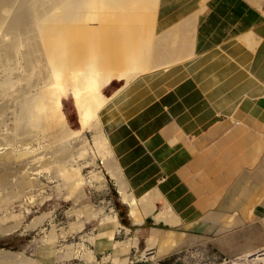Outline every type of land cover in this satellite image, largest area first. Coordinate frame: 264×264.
Returning a JSON list of instances; mask_svg holds the SVG:
<instances>
[{
	"label": "crops",
	"instance_id": "obj_1",
	"mask_svg": "<svg viewBox=\"0 0 264 264\" xmlns=\"http://www.w3.org/2000/svg\"><path fill=\"white\" fill-rule=\"evenodd\" d=\"M103 1L96 0L89 21L91 27L109 30L101 31L102 36L107 33L104 37L110 39L111 32L115 39L114 27H130L128 33L143 29L142 34L125 35L121 43L112 38L113 47L120 43L127 52L141 43L128 60L132 65L131 60L142 61V68L126 84L113 77L102 91L106 102L98 111L122 183L135 198L133 205L126 201L124 228L134 230L142 241L155 231L161 238L175 237L174 251L200 243L212 264L216 258L263 247L264 0H138L144 2L139 6L121 0L119 8ZM106 6L116 11L107 14ZM178 35L186 41H179ZM128 38L136 41L130 40L135 45L129 50ZM162 38L166 48H160L158 56L150 51L154 45L162 47ZM170 40L175 43L173 54L164 58L173 48ZM145 47L150 58L149 53L143 57Z\"/></svg>",
	"mask_w": 264,
	"mask_h": 264
},
{
	"label": "rangeland",
	"instance_id": "obj_2",
	"mask_svg": "<svg viewBox=\"0 0 264 264\" xmlns=\"http://www.w3.org/2000/svg\"><path fill=\"white\" fill-rule=\"evenodd\" d=\"M60 24L62 28L66 26L64 30L74 26V22ZM12 62L13 68L11 65L10 68L15 76L23 68L17 60ZM3 70L0 68V82L4 77ZM59 78L63 90H58L60 101L58 93L55 99L57 106L60 104L58 108H62L65 125H56L48 130L49 133L33 131L26 136L13 132L11 128L17 108L10 101L13 98H9L15 92L10 90V96H6L12 106L0 96V106H3L0 109V228L16 225L14 230L0 231V249L20 253L16 258L27 259L30 264H166L167 261L172 264H212L202 252L200 243L174 251L177 245L175 237L161 238L155 231L148 240L142 241L134 230L124 228L126 201L118 183L94 151L92 139L96 132L85 126L81 119L75 87L64 77L59 75ZM18 82L14 83L17 85ZM33 85L35 87L31 85L29 90L26 88L29 94L35 93L40 83L37 87ZM13 109L16 111L13 112ZM76 131L80 134L75 135ZM79 144L85 149L80 156L76 154ZM57 146L66 148L65 155L68 153L70 157L56 154ZM9 149L14 150L13 154ZM5 151L11 152L7 158L2 157ZM78 156L82 158L78 159ZM59 167L61 172L58 175L56 170ZM27 177L31 179L30 185ZM114 214L122 227L119 231L106 219ZM51 237L54 240L49 241ZM135 240L136 245L129 246L126 253L121 252L126 244ZM98 245L101 247L98 248Z\"/></svg>",
	"mask_w": 264,
	"mask_h": 264
},
{
	"label": "bare ground",
	"instance_id": "obj_3",
	"mask_svg": "<svg viewBox=\"0 0 264 264\" xmlns=\"http://www.w3.org/2000/svg\"><path fill=\"white\" fill-rule=\"evenodd\" d=\"M107 1L108 2L112 1L109 4L110 5L112 4L111 6H113V4H115L114 5L115 8L116 7L119 8L120 5H122L123 3L126 2V1L123 2L124 0H122V4H121V0H119L120 2H118V1L116 2L114 0L116 3L113 0H106V2ZM130 1L132 2V0H130ZM95 2H96V0H0V68L4 69L3 70L4 77H3L2 81L0 82V96H2L3 99L4 98L6 99V96L7 97L10 96L9 94L11 92H15V94L12 93L13 94V95L11 94L12 97L10 96V98H9V99L13 98L15 100L14 102H13V99L10 101H12V103H14L15 108H17V111L15 109H13V112H14V110L16 111L14 113L15 119H13L14 120L13 121L14 122L13 123L14 124L13 129L11 128V130L13 132H15L16 134H22V135H26V136H27V134H29V132H33V131H42V132L47 131V133H49L48 130L51 131L54 126H56V125L64 126L65 125L63 123V119H64L63 113L60 110L61 107L58 108V106L60 104L57 106V103L61 99V94L59 92H62V90H63L60 87V86H62L61 85L62 81L59 78V75L61 77H64V79L70 81L72 84V87L73 86L75 87L76 96H78L76 98L78 100V104L80 107L79 108L80 113L82 115L81 119L84 120L85 126H87L89 129L96 132L95 136L93 135V139H92L95 153H97V155L102 158V161H103L105 167L107 168L108 172L110 173L111 177L114 178L116 180V182L118 183V185L120 186V192H121L123 200H125V201H127L133 205L135 203V200H134L135 198H133L129 193H127L126 188L124 187V185L122 183V180H121L122 176L119 172V169H118L116 162H115V159L113 157V154L111 151L112 149H110L108 141L105 137V134L103 131V125L101 122L102 118H101V115H100V117L98 116V114H99L98 111L100 110L102 105L106 102V97L102 94L103 92H101V90H100L103 86H106L111 81V79L113 77H116V79L119 78L120 80L123 81V84H126L129 80H131L132 78H134L136 76L137 70L139 71V69L142 68L139 65V62H142V61L138 62L137 61L138 59H137L136 62L138 65H136V62H133V60H131V62L134 63V65H132V64H130L128 57L134 56V53L137 52V48L139 47L137 45H139L141 43H138V44L135 43L136 41L134 40V38L136 40H138V42H139L138 38L139 37L142 38L141 34L143 32H141V31H143V29H142V27H140L138 25L139 28H141L142 30L138 29L137 26L135 27L136 29L135 28L134 29L139 30V31L138 30L137 31L139 33H141L140 36L137 38L134 36V38H131V39H129L130 38V36H129V38H128L129 41L126 42V45L129 44L128 46H130V47L127 46L128 50L133 48V46L136 44L134 47L135 49L133 48V50H130L131 52H129V51L127 52V50L124 48V46L122 47V45H121V47L123 49H121V50L120 49H118V50L111 49V48L116 49V45L118 48H121L118 44H120L121 42H124L126 40L125 35L127 37L128 35H131L129 33H132L133 35L135 33H137L136 35H139V33L135 32L133 30H131V32L128 33L127 32L128 30L125 31V29L127 27L122 28L124 31L122 29H121L122 31H119L121 26L120 27L118 26L119 27L118 29H116L115 27L113 28V26L112 27L110 26L111 29L112 28L115 29L113 33H115V31L118 34L120 33V35L123 37H120V35H118V36L120 37L121 40H122V38L124 40V41L123 40L121 41L119 39V37L116 36L117 33H115V37H116L115 39L113 38L111 32L108 33L115 40V42H116V40H119V42H120L118 44H115V47H113L114 46V44L112 42L113 39L110 37H109L110 39L104 37V36L108 37L107 33L104 34V36H102L103 31H104L103 33H105L106 31H109V30H106V31L101 30L102 29L101 26L100 27L99 26L94 27L95 25H93L92 27H94V28L89 26L90 25L89 21L91 18V12L94 11V9L96 7ZM103 2H105V1H103ZM127 2H129V0ZM131 2H129V3L131 4ZM133 2L137 3L138 6L140 5V4H138V2L144 3V2H140L138 0H137V2H136V0H133ZM107 3H106V5H107ZM97 4H98V1H97ZM128 4H126L127 5L126 7H128ZM146 4H148V3H146ZM108 7L106 6L107 12L104 11L105 9L103 10L107 14L112 13V12H110L112 10L116 11L115 8L111 7L110 8L111 10H110ZM129 7H131V5ZM101 8H102V6H101ZM103 8H105V7H103ZM152 8L154 9V7H152ZM97 9H98V7H97ZM108 10H110L109 11L110 13H108ZM120 10H121V8H120ZM118 12H116V13H118ZM141 12H143V11H141ZM113 13H115V12L113 11ZM120 13H118V14L120 15ZM110 15H112V14H110ZM113 15H115V14H113ZM149 15H150V13H149ZM149 15L147 14V16L144 18L147 19V17ZM154 15H155V13H154ZM120 16L124 17L123 15H120ZM140 16L142 19V15H139V17ZM106 17L107 16H105V18ZM121 17H118V18H121ZM126 18H128V17H126ZM106 19L108 20V17ZM141 19H139V21H141ZM145 19H144V21L142 20L143 23L145 22ZM112 20H113V18H112ZM112 20L110 18V22H112ZM115 20H116V17L113 20L116 23L117 20L116 21ZM126 20L127 19H125L124 22H126ZM132 20L133 19L131 18V21ZM137 20H138V18H137ZM85 21H87V22H85ZM61 22H64V23L65 22H74V26H68L71 28H69V29L66 28V30H64L66 26L64 28H62L63 26H61V24H60ZM104 22H107V21H104ZM117 22H119V20ZM132 22L134 23V21H132ZM81 23L83 25L80 26L79 24H81ZM107 23H109V20ZM126 23H129V22L127 21ZM140 23H142V22H140ZM146 23H147V21H146ZM150 23H152V22H150ZM77 24L80 27L76 26ZM98 24H100V23H98ZM116 25H120V24H116ZM108 26H106V28H110ZM133 27H132V29H133ZM146 27H145V30H146ZM96 28L97 29L100 28V30L98 29L99 32H97L98 30ZM106 28H103V29H106ZM129 28H127V29H129ZM149 28H153V26L149 27ZM149 30H151V29H149ZM146 31L148 32V30H146ZM148 33H150V32H148ZM148 33H145V31H144L143 35L146 36L145 34H147V36H148ZM151 35H154V34H151ZM168 35H170V34H168ZM168 35H165V37H167ZM162 36H164V34ZM178 36L180 37V35H178ZM146 37H145V39H146ZM152 37H154V36H152ZM177 37H176V39L179 38V37L178 38ZM181 37L179 38L180 39L179 41L184 39V37L182 39H181ZM168 39H171V38H168ZM168 39H167V41H169ZM130 40H131V43L134 41L135 44L133 46L130 45L131 44V43H129ZM141 40H140V42H141ZM150 40L152 41V39H150ZM151 41H150V43L153 45L154 42H151ZM162 41L164 42L163 38L161 39V44H160V42H159V44L157 43L158 46L161 45L162 47H157V45H154L152 48L154 50H152L150 52L158 54L160 48L163 52L164 51L163 47H165V45L164 46L162 45L163 44ZM171 41H173V40H170V42ZM184 41H186V40L184 39L183 42ZM110 43L112 44V46ZM172 43L173 42H171L170 45H169V43H167L169 46H171L173 48H170L168 55L164 54L165 55V57L163 56L164 58H166V56H168V58H169V53L171 51H173L175 43H173V45H172ZM151 44H149V45H151ZM167 44H166V46H168ZM123 45H125V44H123ZM142 45H144V43H142ZM155 46L159 49L155 48ZM175 46H177V44ZM146 48L147 47L144 48V51L146 50ZM148 48H149V46H148ZM155 49H157V51H155ZM139 50H141V48H139ZM144 51H143V53H144L143 57L145 58V56L147 57V54L149 53V51L147 50L148 53H146V51L145 52ZM165 53H167L166 50H165ZM171 53L173 54V52H171ZM135 54H137V53H135ZM157 54L153 55L151 53V55H152L151 57H153L155 55L157 56ZM159 54L161 55L160 52H159ZM159 54H158V56H160ZM138 55H140L142 58V54H138ZM171 55H170V59H171V57H173ZM140 56H139V58H140ZM158 56H157V58H159ZM135 57H137V56L135 55ZM148 58H150V53L148 54ZM164 58H163V60H165V62H166V59H164ZM13 60H17L18 65L22 64V68H23V71L20 73L18 72V74H16L15 76H13V72L11 71L13 68V65L10 64ZM19 62H20V64H19ZM143 62L145 64V61H143ZM150 63H152V62H150ZM10 65L12 66V68H10ZM156 67H157V65H156ZM19 71H21V70H19ZM138 73H140V72H138ZM13 79H16L19 81L17 85L14 83L16 80H13ZM38 83H40L38 90L33 94H29L30 93L28 91L29 88L33 87L34 86L33 84H35L37 87ZM15 85H16V89L14 90ZM29 86H31V87H29ZM27 87H28V90H26ZM122 87H121V89H122ZM10 88H13V89H10ZM64 89H66V88H64ZM10 90H11V92H10ZM58 90H60V91L58 92ZM116 92H119V90ZM57 93L60 94V98L58 99V102L55 99V95ZM56 97H58V96H56ZM107 100H108V98H107ZM6 101H8V99H6ZM10 101H8V102H10ZM4 103H5V100H4ZM12 103L10 102V105ZM1 106H0V109H2ZM8 111H10V109ZM14 114H13V116H14ZM34 133L36 134V132H34ZM74 134L79 135L80 132L76 131V132H74ZM26 136H24V137H26ZM30 136H32V134H30ZM29 138H31V137H29ZM79 146H80V144H79ZM82 147H83V145H82ZM55 150H56L55 153L58 154L59 156L62 157L65 155L66 148L64 149L62 146H57V148ZM55 150H53V151H55ZM10 151H12V150H10ZM10 151H5L6 154L4 152L2 157L7 158L8 156H10L9 155V153H11ZM13 151H12V154H13ZM84 151H85V149L81 148V146H80L78 149V152L76 154H79V156H80L81 154H83ZM25 153H27V152H25ZM36 154L34 153V155H36ZM31 156H30V158H32ZM54 156H55V154H54ZM65 156L70 157V156H68V153H66ZM21 157H23V155ZM21 157L18 156V159H21ZM0 158H1V156H0ZM56 158H58V157H56ZM81 158L79 157L78 159H81ZM65 159H66V157H65ZM68 159H71V158H68ZM59 169H60V167H59ZM59 169L56 170V172L59 171V173L57 172L58 175L61 172V169L60 170ZM27 182L30 185L31 179L27 180ZM144 199L147 200L146 197H144ZM142 202H144V201H142ZM150 202L151 201H149L148 203L151 204ZM148 203H146L145 206ZM139 204L142 205L141 203H139ZM141 208H142V206H141ZM143 208H144V205H143ZM131 210L134 211V208ZM137 210L138 209L136 208L135 211H137ZM145 211H147V210H145ZM142 212H143V209H142ZM162 213L163 212H161L160 215H162ZM171 213L169 214L167 211L165 214H167V216L168 215L171 216L172 215ZM157 214H159V212ZM157 214L155 215V217L158 219ZM131 215H133V214L131 213ZM136 215H138V214H136ZM160 215H159V218H160ZM44 216L46 217V215H44ZM167 216H165V217L168 218ZM173 216H174V214H173ZM14 217H16V216H14ZM107 217H109V216H107ZM144 217H145V215H144ZM156 218H155V220H156ZM161 218H164V217L162 216ZM172 218H175V217H171V220H172ZM106 219H107V221L110 220V223H112L113 226L116 228L115 230L119 231V228H121V225L119 224L115 214L112 215L110 217V219H108V218H106ZM140 219H142V217ZM169 219H170V217H169ZM134 220H135V217H134ZM136 220H138V219H136ZM173 220H172V222H174ZM165 221L167 222L168 220L165 219ZM36 222H34V223H36ZM15 226L16 225L5 226V227L0 228V231L6 232L9 230H14V229H16ZM30 226H31V224H30ZM52 240H54V239L52 238L49 241H52ZM136 243L137 242L135 240L134 243H131L128 245L126 244V246L121 250V252L126 253L127 252L126 249L129 246L136 245ZM99 247H101V245H98V248ZM147 250H149V249H147ZM159 250H160V248H159ZM148 253L150 254L151 252H148ZM148 253H146V255ZM71 255H72V253H71ZM17 256H20V253L10 251V250L0 249V264H30V262L27 259H17L16 258ZM89 259H91V258L89 257ZM92 259H94L93 256H92Z\"/></svg>",
	"mask_w": 264,
	"mask_h": 264
},
{
	"label": "built area",
	"instance_id": "obj_4",
	"mask_svg": "<svg viewBox=\"0 0 264 264\" xmlns=\"http://www.w3.org/2000/svg\"><path fill=\"white\" fill-rule=\"evenodd\" d=\"M216 264H264V246L249 254L216 258Z\"/></svg>",
	"mask_w": 264,
	"mask_h": 264
}]
</instances>
